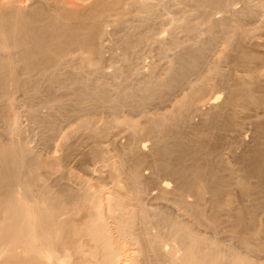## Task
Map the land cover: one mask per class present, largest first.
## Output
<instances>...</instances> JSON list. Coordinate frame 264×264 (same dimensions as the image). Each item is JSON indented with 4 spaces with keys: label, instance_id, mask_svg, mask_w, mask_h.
<instances>
[{
    "label": "bare ground",
    "instance_id": "1",
    "mask_svg": "<svg viewBox=\"0 0 264 264\" xmlns=\"http://www.w3.org/2000/svg\"><path fill=\"white\" fill-rule=\"evenodd\" d=\"M0 264H264V0H0Z\"/></svg>",
    "mask_w": 264,
    "mask_h": 264
}]
</instances>
